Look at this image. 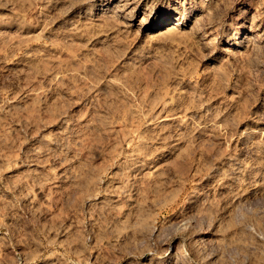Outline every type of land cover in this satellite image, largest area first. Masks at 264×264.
<instances>
[{
	"label": "rangeland",
	"instance_id": "rangeland-1",
	"mask_svg": "<svg viewBox=\"0 0 264 264\" xmlns=\"http://www.w3.org/2000/svg\"><path fill=\"white\" fill-rule=\"evenodd\" d=\"M0 264H264V0H0Z\"/></svg>",
	"mask_w": 264,
	"mask_h": 264
},
{
	"label": "bare ground",
	"instance_id": "bare-ground-1",
	"mask_svg": "<svg viewBox=\"0 0 264 264\" xmlns=\"http://www.w3.org/2000/svg\"><path fill=\"white\" fill-rule=\"evenodd\" d=\"M177 23V22H176ZM178 24H174L173 26L172 25H170V26H168L167 27V29H172V28H174L175 26H177ZM261 37V34L258 32V33H256L255 35H253V36H251V38L252 39H258V38H260Z\"/></svg>",
	"mask_w": 264,
	"mask_h": 264
}]
</instances>
